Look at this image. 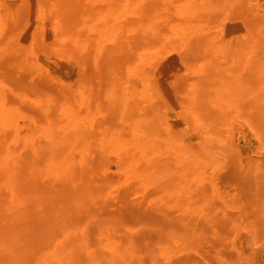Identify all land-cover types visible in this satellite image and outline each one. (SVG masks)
Returning <instances> with one entry per match:
<instances>
[{"label":"bare ground","instance_id":"1","mask_svg":"<svg viewBox=\"0 0 264 264\" xmlns=\"http://www.w3.org/2000/svg\"><path fill=\"white\" fill-rule=\"evenodd\" d=\"M246 209L264 0H0V264H264Z\"/></svg>","mask_w":264,"mask_h":264},{"label":"rangeland","instance_id":"2","mask_svg":"<svg viewBox=\"0 0 264 264\" xmlns=\"http://www.w3.org/2000/svg\"><path fill=\"white\" fill-rule=\"evenodd\" d=\"M228 181L226 180V187H235L236 185H242L244 187V189H247L243 181H239V180H237L235 178L233 180L229 181V182ZM258 202H259V204H258ZM261 204H262L261 201H257V200L254 199V206H258V208H259L261 206ZM245 207L248 208L247 203H245ZM246 211L249 213L248 216H250L248 218V221H251V220L256 221V228H254V230L257 231V235L256 236L258 238L264 240V229L262 228L263 225L254 216L255 215V212H254V214H251V211L250 210H247L246 209Z\"/></svg>","mask_w":264,"mask_h":264}]
</instances>
